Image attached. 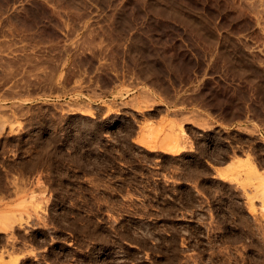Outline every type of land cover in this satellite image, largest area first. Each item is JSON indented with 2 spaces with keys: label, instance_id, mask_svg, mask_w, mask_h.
<instances>
[{
  "label": "rangeland",
  "instance_id": "rangeland-1",
  "mask_svg": "<svg viewBox=\"0 0 264 264\" xmlns=\"http://www.w3.org/2000/svg\"><path fill=\"white\" fill-rule=\"evenodd\" d=\"M264 0H0V264H264Z\"/></svg>",
  "mask_w": 264,
  "mask_h": 264
},
{
  "label": "bare ground",
  "instance_id": "bare-ground-1",
  "mask_svg": "<svg viewBox=\"0 0 264 264\" xmlns=\"http://www.w3.org/2000/svg\"><path fill=\"white\" fill-rule=\"evenodd\" d=\"M262 1V0H261ZM264 3V2H263Z\"/></svg>",
  "mask_w": 264,
  "mask_h": 264
}]
</instances>
